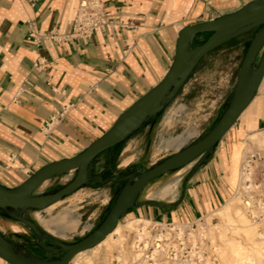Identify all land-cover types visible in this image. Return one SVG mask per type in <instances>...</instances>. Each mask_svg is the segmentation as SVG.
I'll list each match as a JSON object with an SVG mask.
<instances>
[{"label":"crops","instance_id":"crops-1","mask_svg":"<svg viewBox=\"0 0 264 264\" xmlns=\"http://www.w3.org/2000/svg\"><path fill=\"white\" fill-rule=\"evenodd\" d=\"M101 1L107 17L102 30L86 39L58 41L49 34L70 32L79 0H0L1 185L15 186L43 165L82 151L163 77L182 26L231 13L249 0ZM149 121L116 146L126 144L124 156L137 144L135 138L127 141ZM260 129L264 75L230 129L189 164L178 194L143 198V187L129 210L149 220L171 222L197 219L223 205L238 185L240 143ZM97 157L90 175L101 180V174L92 172ZM3 214L0 210V224L19 231ZM5 237L40 258L56 257V252L38 247L33 236L26 242ZM0 264L8 263L0 258Z\"/></svg>","mask_w":264,"mask_h":264},{"label":"rangeland","instance_id":"rangeland-1","mask_svg":"<svg viewBox=\"0 0 264 264\" xmlns=\"http://www.w3.org/2000/svg\"><path fill=\"white\" fill-rule=\"evenodd\" d=\"M254 33L255 29L240 34L213 49L198 62L173 100L154 115L149 124L143 127L136 136L127 141L130 142L135 138L137 144L127 156L125 155L129 158L125 166L120 165V159L124 156L125 152L123 153L122 149L126 144L101 153L95 161L92 172L101 174L102 177L108 175L120 177L127 172H141L204 135L226 106L234 78L237 76L239 65ZM207 36L206 33H202L200 38L194 40L193 45L201 43ZM253 133L264 136V129L248 133L240 143L238 150L239 177L242 172L250 173V181H247L246 184L251 188L242 195V200L250 202L251 199L253 201L250 208H253L254 211H248V217L257 221L259 232H264V225L261 222L263 214L260 212L261 207L264 209V160L261 154L264 151V145L259 146L249 140V135ZM178 135L187 136L182 146L179 148L164 146L165 140ZM188 169L189 166H184L154 178L144 186L143 193L150 189L152 194L148 198H167L173 196L174 193L176 196L180 187V178ZM73 174L74 172H68L52 178L42 184L37 192L39 194L53 192L69 182ZM167 185L173 186L172 192L165 196L157 195ZM120 188L121 183L109 182L77 189L72 194L63 197L52 208L38 211V213L27 211L24 216L32 219L48 234L65 243H73L84 237L102 221ZM237 191L238 185L229 198L233 197ZM64 210L70 211L73 216L78 218L79 224L75 230L66 232L64 236H57L46 229L41 220L49 219ZM210 212L189 221L169 222L149 220L136 216L133 210H129L120 218L121 225L140 219L148 220L149 223L144 226L146 234L142 237H139V234L143 232V226L139 221L135 225V229L123 231V247L126 250L131 247L134 251L141 250L136 253L141 254L143 264H155L154 258L157 257L158 252L167 261V264H206V259L209 264H220L217 255L209 253V243L204 249H200L199 244L192 247L187 237L189 230L197 232L198 227L206 226L207 223H220V218L210 215ZM3 218L13 224L21 225V228L17 229L19 231L12 232L11 227L8 229L5 224L1 223L0 229L8 238L17 242H26L33 236L22 223L9 218L6 214H3ZM207 218H210L209 221ZM178 233L180 234L178 235ZM113 238L116 239V236ZM155 249H157L156 254L154 253ZM59 255L60 253L55 254L56 257ZM80 256V254L73 256L69 264H76ZM116 256L118 253L115 249L107 252L105 255L106 264H122V261L117 260ZM127 264H131L130 260L127 261Z\"/></svg>","mask_w":264,"mask_h":264},{"label":"water","instance_id":"water-1","mask_svg":"<svg viewBox=\"0 0 264 264\" xmlns=\"http://www.w3.org/2000/svg\"><path fill=\"white\" fill-rule=\"evenodd\" d=\"M253 29L255 33L239 65L226 106L204 135L144 171L101 180L90 175L93 160L105 150L123 142L169 104L206 54ZM202 33H208L207 38L193 45L196 36ZM263 75L264 0H249L231 13L182 26L177 33L175 53L166 73L123 110L102 135L79 153L43 165L15 186L0 184V210L26 226L32 233L35 244L42 250L62 255L52 259L40 258L0 232V258L8 264H69L73 256L96 246L114 230L123 214L135 206L138 194L149 181L191 164L210 151L253 99ZM68 172H74L73 177L59 189L44 194L37 192L47 180ZM121 180H125V183L102 221L76 242L61 241L24 216L27 211L45 209L91 182L106 184ZM44 240L50 245L44 244Z\"/></svg>","mask_w":264,"mask_h":264},{"label":"bare ground","instance_id":"bare-ground-1","mask_svg":"<svg viewBox=\"0 0 264 264\" xmlns=\"http://www.w3.org/2000/svg\"><path fill=\"white\" fill-rule=\"evenodd\" d=\"M187 136L178 135L176 137H170L165 140V147L179 148L184 143ZM249 140L256 145H264V136L253 133L249 135ZM237 156V160H238ZM129 161V158L123 156L120 159V165L125 166ZM186 166H189L186 165ZM250 173L242 172L239 177L238 191L236 194L227 199L226 202L216 210L210 212V215H216L220 218V223L212 224L207 223L206 226L198 227L197 232L189 230L188 239L189 244L195 247L199 244L200 249H204L209 243V253H215L220 261V264H264V232L258 231V223L256 220L248 217V211H254L250 208L253 201H243L242 195L246 193L251 186L247 185V181H250ZM44 182L43 184H45ZM173 186H164L160 193L157 195L165 196L171 193ZM150 189L146 190L142 197L148 198L151 196ZM56 203L48 206L46 209L52 208ZM261 214L263 219L261 222L264 225V209L261 207ZM38 213V212H36ZM209 215V217H210ZM210 218H207L209 221ZM142 222V231L139 237L146 234L144 232V226L149 223L148 220L140 219L128 222L126 225H121L120 222L116 225L114 230L109 233L100 243L96 246L81 251L80 258L76 264H106L105 255L111 249H115L118 253L117 260L122 261V264H127L130 260L131 264H143L141 261V254L136 253L141 250L134 251L131 248L124 249L123 231L134 228L139 222ZM42 225L48 229L52 234L57 236H64L66 232H70L76 229L79 224L78 218L73 216L70 211L64 210L51 216L49 219L41 220ZM12 228L17 230L21 228L19 224H13ZM180 233H178L179 235ZM116 236V239L113 238ZM157 246V245H156ZM157 253V249L154 250ZM154 257V256H153ZM155 264H167V261L163 259L162 255L157 254L154 258ZM206 264L209 261L206 259Z\"/></svg>","mask_w":264,"mask_h":264},{"label":"built area","instance_id":"built-area-1","mask_svg":"<svg viewBox=\"0 0 264 264\" xmlns=\"http://www.w3.org/2000/svg\"><path fill=\"white\" fill-rule=\"evenodd\" d=\"M106 23L107 17L101 0H79L70 32L67 34L52 33L49 34V38L58 41H67L73 38L86 39L102 30ZM261 154L264 160V151Z\"/></svg>","mask_w":264,"mask_h":264},{"label":"trees","instance_id":"trees-1","mask_svg":"<svg viewBox=\"0 0 264 264\" xmlns=\"http://www.w3.org/2000/svg\"><path fill=\"white\" fill-rule=\"evenodd\" d=\"M117 145H115L114 147H112V148H109V149H107V150H105V152L106 151H111L113 148H115ZM110 171V170H109ZM108 171V172H109ZM109 177H111L110 175H108L107 177H102L103 179H105V178H109ZM4 213V212H3ZM5 214V213H4Z\"/></svg>","mask_w":264,"mask_h":264},{"label":"flooded vegetation","instance_id":"flooded-vegetation-1","mask_svg":"<svg viewBox=\"0 0 264 264\" xmlns=\"http://www.w3.org/2000/svg\"><path fill=\"white\" fill-rule=\"evenodd\" d=\"M126 174H128V172L127 173H124V174H122L121 176H124V175H126ZM119 183H121V186L125 183V180H121V181H119ZM62 255V253H60V255L59 256H61ZM58 256V257H59Z\"/></svg>","mask_w":264,"mask_h":264}]
</instances>
